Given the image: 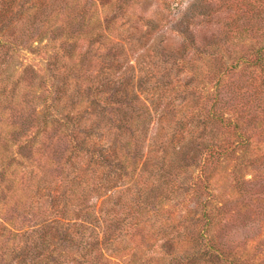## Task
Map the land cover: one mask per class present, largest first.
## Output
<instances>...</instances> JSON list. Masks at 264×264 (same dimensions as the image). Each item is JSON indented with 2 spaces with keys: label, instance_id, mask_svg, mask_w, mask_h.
I'll return each mask as SVG.
<instances>
[{
  "label": "trees",
  "instance_id": "trees-1",
  "mask_svg": "<svg viewBox=\"0 0 264 264\" xmlns=\"http://www.w3.org/2000/svg\"><path fill=\"white\" fill-rule=\"evenodd\" d=\"M131 1L0 0L1 204L11 199L19 168L28 169L30 183L35 173L32 165L35 163L38 169L42 159L57 169L90 166L92 161L98 164V155L103 153L99 143L104 137L107 141L106 133L112 136L106 142V152L121 166L127 150L141 148L140 140L127 134L138 128L139 121L152 116V108L133 84L132 67L124 72L116 70L112 51L120 49L128 62L122 37L132 32L149 38L154 33L150 47L154 54L159 49L161 56L169 52L160 45V36L165 33L159 26L160 12L144 21V33L141 27L127 24ZM254 19L260 25L264 22L259 14ZM228 25L213 30L204 39L205 51L193 49L189 56L184 53L189 48L186 44L195 45L198 33L189 24L182 30L175 27V34L183 40L176 52L182 73L175 80L180 85L175 96L183 95L191 101L187 107L175 106V129L181 127L185 132L193 131V135L184 136L183 131L175 133V139L161 142L175 154V163L166 157L169 163L163 162L161 171L171 176L175 169V191H183L175 209L186 213L175 226V246L181 250L173 259L162 257L161 264H264V200L259 192L264 188V44L250 47L251 55H240L229 64L224 54L234 47L230 48L227 41L240 26ZM250 25L248 22L247 28L240 30L239 37L247 32L253 35ZM44 39L54 44V54L45 66V79L37 84L32 67H24L15 80L11 79L8 67L14 55L23 50L34 53L32 44ZM206 60L207 68L206 64L201 66ZM203 68V77L212 82L211 93L203 96L196 88L185 92L186 83L196 80ZM236 68L240 71L234 75ZM38 89L43 93L36 97ZM37 99H42L41 110ZM169 109V105L163 107L158 120ZM224 164H231L232 190L227 200H218L213 187L215 175ZM187 169H193L189 178H181ZM249 169L256 175L246 180L244 173ZM72 189L71 195H78L76 188ZM253 197L255 200H250ZM73 202L77 207L70 206L69 212L82 217L77 203L80 200ZM110 205L109 200L103 201L99 212L111 227L130 217L129 233L139 229L140 222L133 221L140 206L129 204L127 212H112L114 207ZM39 209L31 228L47 221L48 208ZM12 210L20 215L30 211L32 217L35 204H15ZM249 210L253 214H247ZM86 213L93 214L91 210ZM140 227L145 231L147 226ZM163 242L166 246L174 240L169 235ZM46 253L33 257L35 261L29 264H95V260L99 264L105 255L104 250L88 256L72 250Z\"/></svg>",
  "mask_w": 264,
  "mask_h": 264
},
{
  "label": "rangeland",
  "instance_id": "rangeland-1",
  "mask_svg": "<svg viewBox=\"0 0 264 264\" xmlns=\"http://www.w3.org/2000/svg\"><path fill=\"white\" fill-rule=\"evenodd\" d=\"M133 1L137 3L133 4L131 1L129 4L130 19H126L127 24L141 27L144 33V26H147L144 21L150 20L160 12L162 25L159 23V26L163 27L165 32L160 36V45H165L169 52L162 53L161 56L159 49V53L154 54L150 48L155 40L154 33L149 38L132 32L131 35L122 37L126 40L128 62L120 49L112 51L111 60L116 70L124 72L127 67H132L133 84L152 108V116L139 121L138 128L127 134L138 138L141 148L131 147L127 150L124 165L121 166L106 152V142L112 140V136L106 133L107 141L105 142L104 137V141L99 143V150L103 153L98 155V164L92 161L90 166L88 164L77 168L66 165L57 169L42 159L38 169L35 163L32 165L31 169L35 173L32 174L30 183L27 182V168L16 170L11 199L6 200V205L0 202V264H29L35 261L33 257L40 254L45 256L47 250L79 251L85 256L104 250V260H100L99 264H161L162 257L173 259L181 250L175 246V226L186 213L184 209L176 210L175 203L180 200L183 191H175V169L171 176L168 172L161 171L163 162L167 161L166 157L175 163L174 151L170 148L167 150L161 142L175 139V133L183 134L184 131L181 127L175 129V106L191 105V101L184 99L183 95L175 96V90L180 88V85L175 84V80L182 73L179 67L181 60L176 52L183 41L175 34V27L182 30L183 26L189 24L190 29L198 33L195 45L186 44L189 48L184 53L189 56L193 49L205 51L203 41L211 36L213 30L227 24L229 28L240 26L241 30L247 28L246 25L250 22L253 35L247 32L239 37L240 30L238 33L234 31L227 41L230 48L234 47L232 51L224 54L226 61L231 64L240 55H251L253 50L250 51V47L256 49L264 44V22L260 25L254 19L257 14L264 18V0ZM131 26L126 28L130 29ZM258 28L261 29L256 31ZM31 47L36 49L34 53L23 50L15 54L9 63L11 79L15 80L24 67L35 69L37 84L39 79H45V66L54 54V44L44 39L38 44L33 43ZM207 61H202L201 66L207 65V68ZM206 68L198 72L196 80L186 83L183 89L185 92L196 88L203 96L211 93L212 82L203 77ZM239 71L240 68H236L232 74L237 75ZM42 93L43 90L38 89L35 95L37 97ZM36 102L41 110L42 99H37ZM73 102L69 101L70 105H73ZM167 105L170 109L158 120L159 111ZM183 135H193V131L186 130ZM191 170L193 169L185 170L181 178H189ZM230 170L231 164H224L215 175L217 181L212 187L218 200H227L230 196ZM42 171L45 173L42 174ZM244 174L246 180L256 175L250 169ZM61 180L63 183L59 186ZM81 186L86 190L82 191ZM72 187L76 188L78 195H71L74 190ZM261 188L259 192L263 193L261 200H264V188ZM254 191L258 192V189ZM73 200H80V203H77L82 208V217L72 215V210L69 212L70 206L72 209L77 207L73 206ZM105 200H109L110 206L113 205L112 212H127L130 206H140L141 209L134 213L133 222L139 221L140 226H147L146 230L139 226V229L129 233L130 217L114 223L111 227L109 220L101 217L99 212L101 203ZM250 200L255 199L253 197ZM31 203L35 204L32 217H29L30 211L28 215H20L12 210L15 204L22 206ZM39 208H48L49 213L45 215L47 221L31 228L34 225L33 220L37 219L33 215L41 210ZM156 208L157 212L154 211ZM90 210L93 214L88 216L86 212ZM246 213L251 215L253 211ZM169 235L174 243L165 246L163 240ZM95 262L97 263L96 260Z\"/></svg>",
  "mask_w": 264,
  "mask_h": 264
}]
</instances>
